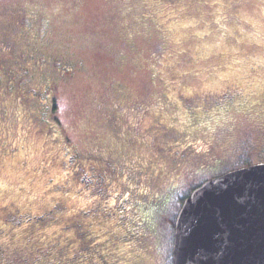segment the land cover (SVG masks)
Here are the masks:
<instances>
[{
  "label": "rangeland",
  "instance_id": "1",
  "mask_svg": "<svg viewBox=\"0 0 264 264\" xmlns=\"http://www.w3.org/2000/svg\"><path fill=\"white\" fill-rule=\"evenodd\" d=\"M22 12L49 18L44 51L73 65L61 76L53 71V116L66 142L80 150L95 141L111 140V130L106 125L110 112L134 128L140 119L148 117L147 112L153 111L184 120L186 107L173 101L175 94L193 108L191 101L224 97L228 88L240 93L247 88L256 98L264 90V0H0V40L10 37L7 29L15 28ZM161 96L169 98L172 105ZM7 99L0 102L8 111L5 121H0V131L6 130L11 134L8 138L28 146L26 161L32 167L39 162L40 153H48L40 152L43 132L20 117L15 104ZM255 106L262 115L257 117L232 106L219 122L220 127L207 135L201 133V137L217 141L229 158L241 146L238 158L226 160V164L239 165L240 158L246 164L264 159L260 157L264 156V125L260 123L264 105ZM9 160L0 165V192L7 195L4 202L0 200V246L8 259L0 264L30 263L51 244L71 254L78 245L76 239L68 244L72 240L70 233L61 232L67 222L63 217L46 226H32L30 220L12 222L15 215L11 205L40 210L61 191L43 196L45 188L40 182L44 172L34 175L30 185L26 174L22 175L26 180L20 182L22 171L10 165L13 161ZM49 166V177L60 171L55 162ZM61 166L62 170L66 168V164ZM76 181L80 186L71 189H80V194L69 193L71 196L63 198L68 208L74 210L94 197L105 198V184L97 187L98 194L91 195V184L84 173ZM25 185L26 190H19ZM195 186L188 183L182 187V194L172 201V213H177ZM173 216L160 222L158 231L157 248L163 263L155 252L150 264H171ZM28 227L34 232L23 238ZM63 247H69L71 252ZM58 253L61 258L63 255ZM23 256L28 259L20 260ZM61 263L71 264V260L61 258Z\"/></svg>",
  "mask_w": 264,
  "mask_h": 264
},
{
  "label": "flooded vegetation",
  "instance_id": "2",
  "mask_svg": "<svg viewBox=\"0 0 264 264\" xmlns=\"http://www.w3.org/2000/svg\"><path fill=\"white\" fill-rule=\"evenodd\" d=\"M34 13L22 12L19 21L15 23V28H6L10 31V37H2L0 40V102H2V99L10 98L11 100L9 101L15 104L14 108H16L18 115L27 118L30 124L33 123L39 131L43 132L42 143L40 142V152L46 150L48 153L47 155H41L39 152V162L34 166L38 167L36 171H38L39 174L44 172L42 182L40 183L43 184L45 188V185L48 184L51 177L62 184L66 182V177H60V175L55 176L56 173H52V176L49 177L50 173L46 167L53 162L60 165L58 169H61L63 167L61 166L62 164H66V162L70 161L69 159L71 156L77 154V163L81 167L85 169L94 167L104 172L108 169H112L113 163L110 161L109 158L111 157L107 155L108 153L100 152V157H97L91 153V151L93 152L96 150L91 146L80 150L76 145L67 143L68 139L62 136V132L56 124L53 129L43 131L42 117L44 116V110L47 109L48 106L51 107L53 105L55 98L53 97L54 80L42 79L41 73L48 65L51 66V68L54 67V70L61 76L60 74L72 70L69 66V68L67 67V65L72 64H68L69 62L64 59H56L49 56L44 51V45L47 43L46 37L50 29L49 18L43 14L37 16L36 12ZM227 94L232 95V99H234L232 102L229 101V96H227ZM214 98L215 97H210L191 101V107L194 109V113H191L188 111L189 103L185 101V98L175 94L173 95V101L183 108L186 107V117L184 120H179L176 115H165L158 111H153L147 112L148 117L140 119L134 128L124 122L122 124V121L115 112L108 113L109 115L106 116V120H109L110 124L118 129V137H120L124 144L123 146H128L130 157L125 160V166H129L135 171L134 174L137 175L140 180L145 181L146 179L153 180L156 178L162 180L165 176L164 170L167 164L166 157L163 154V151L167 148L166 140L163 137L165 134L174 135L171 144L174 147L175 153L179 155L187 154L186 159L176 162L175 165H173V169H171V173L173 176L176 175L175 178H177L176 180L178 181L195 183L197 186L229 170L264 162V159H259L246 164L243 162V158H240L239 165L226 164V160L231 162L238 158L241 146L239 151L232 158H229L227 153L225 156L220 148L221 145H219L217 141L215 142L213 139L201 137V133L207 135V133L215 129V127H220L221 124L219 122L232 110V106L244 111V113H251L257 117L260 116V114L262 115V112L255 110L257 107L255 105H264V90H261L256 98L253 97L251 91H247V88L246 90H242L241 93L235 89L228 88L226 90V96L222 97L219 95L217 98ZM161 99L166 100L168 104L172 105L169 98L162 97ZM254 106L255 108H253ZM7 112V107L0 104V121H5ZM260 120L263 126L264 118H260ZM115 127L114 129H116ZM115 135V133L112 134L114 137ZM10 136L11 134L6 130L0 131V156L4 157L3 152L13 155L12 160H14L15 156H19L17 160H21L22 164H24L21 168L29 170V168L34 167L27 165L29 155L28 146L24 145L21 141L18 142V139L8 138ZM3 159H5V157ZM206 173L207 175H205ZM28 178L30 185L33 183L34 176ZM25 180V177L22 176L19 181L24 182ZM114 182V184H128L129 180L126 181L121 177L120 180L117 178ZM23 187L24 190L27 189L26 185ZM182 192L183 190L180 191L179 194H182ZM47 194L43 191V196ZM6 197L7 195L0 193L1 201L4 202ZM52 202L54 201H50L49 203ZM26 208L29 207L23 209ZM11 209L13 213H16L22 208H16L11 205ZM1 211H4V209H1ZM68 235L72 240L67 241V243L75 241L77 234L74 230ZM22 237L25 238L26 235ZM91 240L93 241V239ZM76 242L78 243L79 241L76 240ZM93 242H95L96 245L105 244L108 247L114 244L112 248H118L116 252L119 259H121L120 261L129 258L126 250L128 245L123 244V242L119 240L99 237ZM66 248L67 247H63L62 249L65 250ZM110 250H104L106 257L109 259L112 258V256H110L112 249ZM67 251H69V249ZM64 254V258L71 260L73 252L71 254L65 252ZM67 256L69 258H67ZM157 256L162 260L160 252H157ZM152 258H149L150 260L147 264H150Z\"/></svg>",
  "mask_w": 264,
  "mask_h": 264
},
{
  "label": "trees",
  "instance_id": "3",
  "mask_svg": "<svg viewBox=\"0 0 264 264\" xmlns=\"http://www.w3.org/2000/svg\"><path fill=\"white\" fill-rule=\"evenodd\" d=\"M68 66L71 68L73 65ZM53 71H55L54 67L51 68V66L47 65L46 69L41 73L42 79L53 81L56 76L55 74L53 75ZM233 100L232 95L229 96V101L232 102ZM55 106L56 102L54 99L53 105L51 107L48 106L44 110V116L42 117L43 131L53 129L55 124L59 127L58 120L53 116ZM188 111L194 113L193 108H189ZM106 125L110 128L111 134H116L115 137L112 136L111 140L106 142L95 141L91 144V147L96 150L91 151V153L97 157H100V152L108 153L107 155L111 157L109 159L113 163L112 169H108L106 172L97 170L94 167L85 169L77 163V154L71 156L70 161L66 162V168H63L64 171L61 168L55 174V176L60 175V177H66V182L62 184L51 177L48 184L45 185L44 191L46 194L53 191H61L60 195H55L49 200V202H54L46 203L44 205L46 207L40 210L28 206L29 208L20 209L16 213L12 212L15 216L12 217L13 219L9 218V221L11 222L12 219L13 223H17L19 221L30 220L31 224L34 223L32 226L36 224L46 226L51 223H57L63 217L67 222L61 227V232L68 231L70 233L74 230L77 234L76 240L79 241L78 243L76 242L78 247L73 251L71 264H77L72 263L73 259L80 264L83 261H85V264H147L150 260L149 258H152L155 252L156 254L157 252L159 253L157 242L160 222H164L170 215H174L173 217H175L176 213L171 212L172 201L177 198V195H181L179 192L182 191V187L188 185V182L176 180V175L173 176L171 173L173 165L182 159H186L187 154L179 155L175 153L174 147L171 144L174 135L165 134L163 137L166 140L167 148L163 151V154L166 157L167 164L164 170V178L162 180L158 178L153 180L146 179L145 181L140 180L134 174L135 171L129 166H125V160L130 157L129 150L128 146H123L124 144L120 137H118V129L112 126L109 120H106ZM5 154L6 152H3L4 156L8 155L5 159L0 156V165L13 158V155L9 153ZM18 157L15 156L10 165L22 171V173L20 172L21 176H25L26 174L27 177H31L38 173L36 171L37 166L29 168V170L21 168L24 164H22L21 160H17ZM80 173H84L91 184L88 191L91 195L96 194L98 191L97 187L102 184L106 185L107 190L104 193L105 198L101 196L94 197L95 199L89 201V203L80 204L73 210L66 206L67 203L64 202L63 198L64 196H71L73 193L76 196L80 194L78 193L80 189L76 192H73L71 189L75 185L80 186L76 181ZM121 177L126 181L129 180L131 184H114V181L117 178L120 180ZM85 188L86 186L82 190L84 191ZM1 190L3 191L2 187H0ZM19 190L23 191L24 187H19ZM0 193L4 194V192ZM32 232H34V228L28 227L25 235L29 238ZM99 237L111 238L127 244L126 250L129 258L120 261L121 259H119L116 252L118 248H112L114 244L110 247L105 244L96 245L93 241ZM73 242L75 241H70L68 244L71 245ZM46 249V252L40 253L37 257L34 256L29 261L30 263L23 262L15 264H46L47 262L49 264H62L61 258L65 259V252L58 251V247L52 244L47 246ZM68 249L69 247L65 250ZM110 249H112L110 253V256H112L111 259L106 257L104 251ZM58 252L63 255L61 258ZM6 254L4 247L0 246V261L8 260ZM24 259L28 258L23 256L20 260ZM52 260L53 262H51Z\"/></svg>",
  "mask_w": 264,
  "mask_h": 264
},
{
  "label": "water",
  "instance_id": "4",
  "mask_svg": "<svg viewBox=\"0 0 264 264\" xmlns=\"http://www.w3.org/2000/svg\"><path fill=\"white\" fill-rule=\"evenodd\" d=\"M171 264H264V162L187 194L174 219Z\"/></svg>",
  "mask_w": 264,
  "mask_h": 264
}]
</instances>
